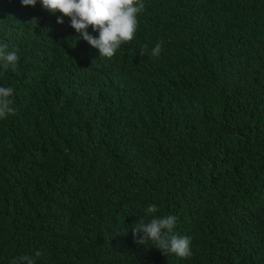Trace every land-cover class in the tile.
Wrapping results in <instances>:
<instances>
[{
  "label": "trees",
  "instance_id": "16d2710c",
  "mask_svg": "<svg viewBox=\"0 0 264 264\" xmlns=\"http://www.w3.org/2000/svg\"><path fill=\"white\" fill-rule=\"evenodd\" d=\"M143 3L107 58L40 0H0L20 57L0 66V264H264V0ZM150 204L190 258L134 242Z\"/></svg>",
  "mask_w": 264,
  "mask_h": 264
},
{
  "label": "clouds",
  "instance_id": "9594fccd",
  "mask_svg": "<svg viewBox=\"0 0 264 264\" xmlns=\"http://www.w3.org/2000/svg\"><path fill=\"white\" fill-rule=\"evenodd\" d=\"M36 3L37 0H21L23 6L34 7ZM40 3L51 13H61L57 17V23H64L63 17H68L70 26L79 33L77 38L82 37L98 49L100 57L107 58H112L122 44L130 43L135 38L138 15L145 10L143 0H40ZM29 23L37 24V19L32 18ZM89 26L99 33L98 37L88 32ZM147 49V44L142 45L140 54H145ZM161 51L162 42H157L148 54L159 57ZM19 59L17 50L9 51L6 44H0V66L3 70L16 71ZM13 93L12 87L0 86V119L16 113V109L12 107ZM158 210L155 204L144 209L151 218L147 222L141 218L134 224L131 229L134 242L138 245H148L151 242L165 256L175 254L180 258H190L191 237L174 233L177 217H158L155 215ZM41 255V251L35 252V257ZM10 264H36V260L33 256L23 255L13 258Z\"/></svg>",
  "mask_w": 264,
  "mask_h": 264
}]
</instances>
